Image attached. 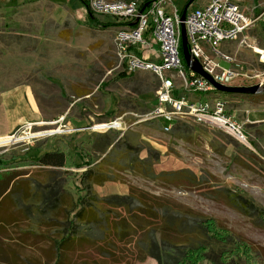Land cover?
Returning <instances> with one entry per match:
<instances>
[{"label":"rangeland","instance_id":"374dc122","mask_svg":"<svg viewBox=\"0 0 264 264\" xmlns=\"http://www.w3.org/2000/svg\"><path fill=\"white\" fill-rule=\"evenodd\" d=\"M207 1L198 0L194 5L203 6ZM251 1L247 0V5ZM174 2L179 10L188 4V0ZM257 12L263 16L250 33L249 45L264 50V5ZM114 22L95 14L89 20L80 0H0V139L14 140L0 145V158L34 160L55 147L58 136L67 137L71 156L66 169H40L20 160L0 166V175L16 172L32 189L60 179L76 200L81 194V176L89 169L82 165L85 162L80 149L93 139L94 155L101 161L112 149L111 146L106 154L101 153L110 139L116 138L118 143L131 132L134 137L140 135L150 145V153L158 157L154 171L161 179L134 171L116 172V181L95 187L99 197L121 198L134 190L151 205L157 202L190 209L230 231L233 240L247 242L264 262V93L254 95L255 98L221 96L243 126L249 145L192 119L177 123L170 133L160 130L156 121H145L121 132L88 130L123 114H128V124L139 122L141 119L133 115H146L155 105L159 89L158 79L148 72L118 80L122 72L116 68L113 44L118 27L108 26ZM220 50L235 59L245 75L239 85H260L264 81V65L250 48L225 42ZM222 67L232 65L223 61ZM147 156L144 151L140 158ZM182 173L195 183L171 185L165 181L164 174ZM216 179L222 187L253 204L260 214L234 209L210 198ZM112 211L119 221L124 219L134 225L131 236L122 242L114 238L109 245L100 243L102 250L85 251L67 264H159L153 258L143 262L138 259L136 243L142 230L136 221L143 220L146 230H152L161 225V220L125 208ZM24 228H4L0 244L18 249V263H45L38 250L17 244V235ZM160 238L155 235L159 246ZM204 243L215 253L230 246L207 238Z\"/></svg>","mask_w":264,"mask_h":264},{"label":"trees","instance_id":"16d2710c","mask_svg":"<svg viewBox=\"0 0 264 264\" xmlns=\"http://www.w3.org/2000/svg\"><path fill=\"white\" fill-rule=\"evenodd\" d=\"M152 1L154 0L143 2L146 4ZM259 1L252 0L251 5ZM80 2L91 20L93 13L88 1ZM196 2L197 0H188L187 7ZM108 26L115 28L120 24L114 22ZM129 77L131 76L121 73L118 80H127ZM217 93L221 96H239ZM251 98L255 96L252 95ZM155 124L162 130L159 122ZM67 141V137L58 136L55 147L42 152L38 158L20 160L30 162L40 169H66L71 163V156L66 147ZM115 141L116 138L110 139L107 147L102 150L101 153L106 154L112 146L101 161L94 155L93 139L80 149L85 162L82 165L89 169L81 176V194H78L76 200L64 189L60 179L40 187L41 189L39 187L32 189L25 183L26 181L19 179L20 175L16 172L9 171L0 175V233L6 227L24 226L25 228L17 235V244L38 250L40 256L46 259L45 263L34 260L31 264H67V261L73 262L75 255L85 251L102 250L100 243L109 245L114 238L119 242L127 239L134 232V225L114 217L112 210L118 208L161 220V225L152 230H146L142 225L143 220L136 221V225L142 230L136 243L138 259L141 262L153 258L159 264H201L205 261L211 264H264L247 242L241 239L233 240L230 231L220 228L212 219L190 209L157 202L151 205L146 202L144 195H135L134 190L126 197H99L95 187L116 181L114 175L116 172L134 171L154 180L161 179L154 171L158 157L150 153L152 150L150 145L142 141L140 135L134 137L128 132L122 141L118 143ZM144 151L148 156L141 159L140 155ZM18 158L17 156L10 160L0 158V166L18 162L20 161ZM164 175L167 176L165 181L171 185L195 183V180L183 176V173ZM214 188L210 196L213 200L234 209L258 213L253 204L222 187L218 179ZM155 235L161 236V246L155 242ZM204 238L230 246L215 253L205 245ZM16 252L18 249L16 250L13 245L0 244L1 263L21 264L15 261ZM8 259L11 262H4Z\"/></svg>","mask_w":264,"mask_h":264},{"label":"built area","instance_id":"2783aa9c","mask_svg":"<svg viewBox=\"0 0 264 264\" xmlns=\"http://www.w3.org/2000/svg\"><path fill=\"white\" fill-rule=\"evenodd\" d=\"M95 15L112 18L120 26L113 39L116 68L128 76L148 72L159 81L155 105L139 122L127 123L128 114L113 121L92 126L91 131H125L145 121H156L165 133L177 123L192 119L205 127L218 128L249 145L243 126L235 119L214 86L187 66L182 48V16L188 36L192 61L216 83L228 87L241 86L245 76L236 60L220 50L225 42L250 48L264 65V50L249 45L250 33L263 15L247 0H208L203 6L196 3L179 10L174 0H154L149 3L135 0H88ZM198 1V0H197ZM252 2V1H251ZM250 12V13H249ZM231 68H223L222 62ZM264 85V81L260 86Z\"/></svg>","mask_w":264,"mask_h":264},{"label":"water","instance_id":"95a60500","mask_svg":"<svg viewBox=\"0 0 264 264\" xmlns=\"http://www.w3.org/2000/svg\"><path fill=\"white\" fill-rule=\"evenodd\" d=\"M186 15L185 13L182 16V48H183V55L185 62L188 67L198 75L202 76L205 78L208 82H210L214 88L221 93H226V94H235V95H256L259 93H264V85H254L250 87H228V86H223L218 83H216L208 74H206L201 65L197 61H192L191 55L189 52V47H188V36L186 32V27L184 24Z\"/></svg>","mask_w":264,"mask_h":264},{"label":"bare ground","instance_id":"6f19581e","mask_svg":"<svg viewBox=\"0 0 264 264\" xmlns=\"http://www.w3.org/2000/svg\"><path fill=\"white\" fill-rule=\"evenodd\" d=\"M38 125V124H37ZM29 128V127H28ZM17 138V137H16ZM14 140L12 138L6 137V138H2L0 139V145H6L9 143H12Z\"/></svg>","mask_w":264,"mask_h":264},{"label":"crops","instance_id":"0c3cea01","mask_svg":"<svg viewBox=\"0 0 264 264\" xmlns=\"http://www.w3.org/2000/svg\"><path fill=\"white\" fill-rule=\"evenodd\" d=\"M32 102V101H31ZM35 102V101H34ZM36 103V102H35ZM30 106H31V103H30ZM31 108H33L32 106H31Z\"/></svg>","mask_w":264,"mask_h":264}]
</instances>
